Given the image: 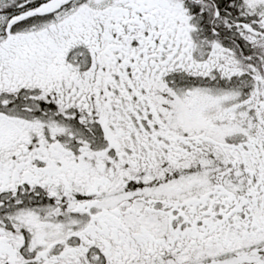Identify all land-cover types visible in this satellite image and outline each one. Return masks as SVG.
I'll return each instance as SVG.
<instances>
[{
    "label": "snow or ice",
    "instance_id": "1",
    "mask_svg": "<svg viewBox=\"0 0 264 264\" xmlns=\"http://www.w3.org/2000/svg\"><path fill=\"white\" fill-rule=\"evenodd\" d=\"M0 264H264V0H0Z\"/></svg>",
    "mask_w": 264,
    "mask_h": 264
}]
</instances>
